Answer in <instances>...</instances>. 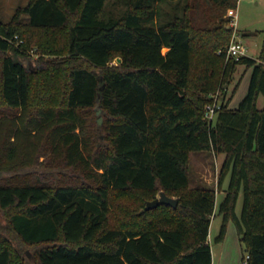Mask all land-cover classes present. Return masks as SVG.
Segmentation results:
<instances>
[{
	"label": "trees",
	"instance_id": "obj_1",
	"mask_svg": "<svg viewBox=\"0 0 264 264\" xmlns=\"http://www.w3.org/2000/svg\"><path fill=\"white\" fill-rule=\"evenodd\" d=\"M160 1L28 0L0 20V264H27L24 245L38 264H212L216 213L215 239L234 220L264 264V39L259 61L227 57L236 0L170 16ZM33 39L48 54L36 69ZM240 64L248 90L230 107ZM201 150L224 154L218 188L190 184ZM161 190L177 206L146 209Z\"/></svg>",
	"mask_w": 264,
	"mask_h": 264
},
{
	"label": "rangeland",
	"instance_id": "obj_2",
	"mask_svg": "<svg viewBox=\"0 0 264 264\" xmlns=\"http://www.w3.org/2000/svg\"><path fill=\"white\" fill-rule=\"evenodd\" d=\"M27 2L28 0H0V20H10L16 8L20 5H25ZM191 4L198 5L197 13L199 15L203 12L211 13L217 7L211 0H164L159 2V9L163 16H170L174 13L179 14L184 12L185 8L187 6H191ZM236 5L237 2L233 6ZM123 8L124 6L122 0H109L107 5V10L111 9L116 14L123 10ZM223 16L227 18L229 17V21L226 22V24L227 26L232 27V22L230 20L231 17L228 14V8L224 12ZM158 17L160 19L159 14ZM237 22V33L241 35L246 45V55L252 56L259 61L264 39V0H239L237 5ZM233 32L234 28H232V34ZM20 39L21 41L23 40L22 38ZM29 53L32 58H30L28 64L32 69H36L38 66L35 58L42 55L48 56L46 52H42L40 50L39 44H37L34 39L31 42V47H29ZM118 61L119 58L115 57L111 63L115 64ZM251 72L252 67L247 68L243 64L238 65L234 78L227 88V96H229L234 85L238 79L241 78L240 84L233 96L235 97L233 101L234 104L238 103L239 100L247 93ZM222 90L223 89H217L213 93L212 101L216 98L218 100L222 99L224 94ZM258 103L259 106L264 105V98L262 96L259 98ZM223 158V153L217 154L214 151H191L189 164L190 184L193 186L206 184L218 188V174ZM219 189H221V187ZM159 195L160 193L158 192L157 196ZM223 195V192H217V204ZM241 207L242 193L240 194L236 205L238 213L240 212ZM0 221L2 224L6 223V217L2 210H0ZM221 223L222 215L216 213L212 217L209 233V240L213 254V264H242V257L246 253L245 244L240 239L234 220L230 219L228 221L225 237L222 240L217 241L215 238L219 233ZM23 254L26 257L27 264H38L33 247L24 245Z\"/></svg>",
	"mask_w": 264,
	"mask_h": 264
},
{
	"label": "built area",
	"instance_id": "obj_3",
	"mask_svg": "<svg viewBox=\"0 0 264 264\" xmlns=\"http://www.w3.org/2000/svg\"><path fill=\"white\" fill-rule=\"evenodd\" d=\"M236 2L238 5L239 0H236ZM237 5L228 8V14L231 17L230 18V20L232 22L231 26H232V28H234V32H233L231 39L227 45L226 54H227V57L235 56L236 58H239L240 56L246 54L247 48H246V45H245L241 35L237 33V29H238ZM221 107H222V100H218L217 98L214 101L208 103L206 106L207 116L210 119H212L215 116L217 110ZM249 257H250L249 252H246L242 257V264H248Z\"/></svg>",
	"mask_w": 264,
	"mask_h": 264
},
{
	"label": "water",
	"instance_id": "obj_4",
	"mask_svg": "<svg viewBox=\"0 0 264 264\" xmlns=\"http://www.w3.org/2000/svg\"><path fill=\"white\" fill-rule=\"evenodd\" d=\"M160 203L170 204L175 207L178 204V198L170 196L164 190H161L159 196L155 197L154 199L147 200L145 208L150 209L156 207Z\"/></svg>",
	"mask_w": 264,
	"mask_h": 264
},
{
	"label": "crops",
	"instance_id": "obj_5",
	"mask_svg": "<svg viewBox=\"0 0 264 264\" xmlns=\"http://www.w3.org/2000/svg\"><path fill=\"white\" fill-rule=\"evenodd\" d=\"M250 76H251V75H250ZM249 80H250V79H249ZM234 98H235V97H233V99H232V101H231V103H230V104H231L230 107H237L238 104H239V102H240V100L242 99V98H241V99L239 100L238 103L234 104V102H233V101H234ZM218 192H219V191H218ZM212 264H213V263H212Z\"/></svg>",
	"mask_w": 264,
	"mask_h": 264
}]
</instances>
